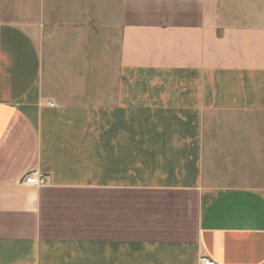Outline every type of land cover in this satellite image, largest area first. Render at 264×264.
Listing matches in <instances>:
<instances>
[{"label": "crops", "instance_id": "0c3cea01", "mask_svg": "<svg viewBox=\"0 0 264 264\" xmlns=\"http://www.w3.org/2000/svg\"><path fill=\"white\" fill-rule=\"evenodd\" d=\"M203 257L264 264V0H0V264Z\"/></svg>", "mask_w": 264, "mask_h": 264}, {"label": "built area", "instance_id": "2783aa9c", "mask_svg": "<svg viewBox=\"0 0 264 264\" xmlns=\"http://www.w3.org/2000/svg\"><path fill=\"white\" fill-rule=\"evenodd\" d=\"M23 184L32 186H42L46 183L45 177L37 172L27 174L23 180ZM201 264H216L213 260L207 257L201 259Z\"/></svg>", "mask_w": 264, "mask_h": 264}]
</instances>
